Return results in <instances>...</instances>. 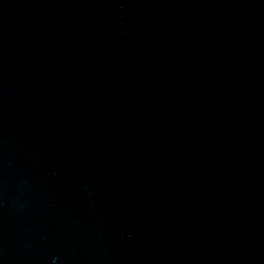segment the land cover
I'll use <instances>...</instances> for the list:
<instances>
[{
  "label": "water",
  "instance_id": "water-1",
  "mask_svg": "<svg viewBox=\"0 0 264 264\" xmlns=\"http://www.w3.org/2000/svg\"><path fill=\"white\" fill-rule=\"evenodd\" d=\"M0 264H264V0H227L124 113L0 195Z\"/></svg>",
  "mask_w": 264,
  "mask_h": 264
}]
</instances>
